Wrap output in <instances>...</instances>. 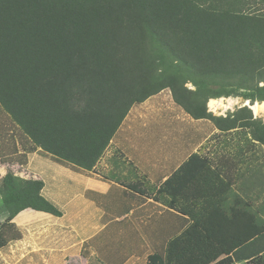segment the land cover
<instances>
[{"label":"trees","instance_id":"obj_1","mask_svg":"<svg viewBox=\"0 0 264 264\" xmlns=\"http://www.w3.org/2000/svg\"><path fill=\"white\" fill-rule=\"evenodd\" d=\"M206 2L0 0V108L27 138L25 153L41 150L59 163L92 170L130 109L165 89L195 119L223 132L249 129L264 145V122L249 107L226 118L207 108L222 97L264 102V20ZM215 179L230 189L193 155L160 188L171 207L198 199L187 192L192 187L204 188L195 194L206 204L220 197L208 209H177L193 223L148 264H204L217 243L251 222L252 214L238 208L241 201L230 196L226 206L227 191ZM43 186L7 173L0 193L9 216L0 224V250L21 238L12 223L20 212L62 216L42 196ZM216 264H264V233Z\"/></svg>","mask_w":264,"mask_h":264},{"label":"crops","instance_id":"obj_2","mask_svg":"<svg viewBox=\"0 0 264 264\" xmlns=\"http://www.w3.org/2000/svg\"><path fill=\"white\" fill-rule=\"evenodd\" d=\"M208 4L245 9V14L264 20V0H208ZM232 132L237 129L223 132L208 119H195L165 89L130 109L92 170L59 163L41 150L29 154L25 162L29 178L43 182L42 196L62 216L31 209L20 212L12 223L21 238L1 249L0 259L8 264H60L70 255L83 264H148L150 255L163 254L168 243L193 223L190 215L177 209H208L219 203L220 196L206 198V204L195 194L204 188L187 190L198 199H181L177 207L169 205V196L158 193L193 155L204 159L230 187L226 190L214 180L218 189L227 191V207L230 196L237 202L239 194L251 205L255 200L263 204L264 174L248 168L243 178L239 176L231 142H224ZM238 178L243 180L240 189ZM134 184L146 193L128 187ZM3 210L2 223L9 216ZM67 213L72 220L66 219ZM31 217L48 223V228L41 224L31 234Z\"/></svg>","mask_w":264,"mask_h":264},{"label":"rangeland","instance_id":"obj_3","mask_svg":"<svg viewBox=\"0 0 264 264\" xmlns=\"http://www.w3.org/2000/svg\"><path fill=\"white\" fill-rule=\"evenodd\" d=\"M214 82V81H212ZM233 82V81H232ZM186 87L189 89L195 90L192 84H187ZM204 100V95L201 98ZM211 100H221L224 108H220L218 111H214L210 107ZM207 103L208 111H213L219 117L226 118L230 115L236 114L243 107H250L251 101L245 100L241 97H222L219 99H211ZM259 103V102H256ZM255 103V104H256ZM264 103V102H263ZM251 108V107H250ZM252 109V108H251ZM211 112V113H213ZM253 112L254 119L264 122V112L256 115ZM224 142L229 144L231 142L232 153L236 154V159L239 165L238 174L240 177H244L246 174V169L252 168L255 170V173H258V170L264 174V145L262 143L256 142L252 136L249 129L239 128L237 132L229 133L225 136ZM228 146V145H227ZM29 147L27 138L24 137L18 127H16L10 117L0 108V188L4 186V179L8 172H12L15 176L30 180L29 173L25 168V162L28 160L29 154L25 153L26 149ZM52 163L48 161V164ZM250 166V167H249ZM56 167V166H55ZM257 179H260V175L257 174ZM239 180V189L242 186L240 178ZM243 181V180H242ZM259 181L258 183H260ZM257 183V184H258ZM240 191V190H239ZM244 193V192H243ZM0 193V224L2 223L5 212L3 203L1 200ZM240 205L239 209L249 211L252 215L250 216V223L248 225H241L235 229L229 236L225 237L221 243H217V252L213 254L211 258L204 264H216L219 260L231 255L237 248L246 244L247 242L254 239L261 233H264V199L263 204H257L258 201L255 200L254 204H249L242 194L237 195ZM241 199V200H240ZM243 200V201H242ZM259 201V202H260ZM29 218L28 220H32ZM66 219L68 221L72 220V215L67 213ZM38 219H33V230L31 234H36L38 232L39 225H44L48 228V223L41 221L38 223ZM26 236H31L26 233ZM63 244V242H62ZM67 261V262H66ZM2 259H0V264H8ZM18 264H23L22 262ZM51 264V263H49ZM59 264V263H58ZM60 264H83L79 259H71V256L68 255V259H65Z\"/></svg>","mask_w":264,"mask_h":264},{"label":"bare ground","instance_id":"obj_4","mask_svg":"<svg viewBox=\"0 0 264 264\" xmlns=\"http://www.w3.org/2000/svg\"><path fill=\"white\" fill-rule=\"evenodd\" d=\"M210 107L214 111L220 110V108H224L225 106L222 104L221 100H211L210 101ZM252 110L256 115H259L260 113L264 112V103H256L253 105H250Z\"/></svg>","mask_w":264,"mask_h":264},{"label":"water","instance_id":"obj_5","mask_svg":"<svg viewBox=\"0 0 264 264\" xmlns=\"http://www.w3.org/2000/svg\"><path fill=\"white\" fill-rule=\"evenodd\" d=\"M250 108V107H249ZM251 109V108H250ZM252 110V109H251Z\"/></svg>","mask_w":264,"mask_h":264}]
</instances>
